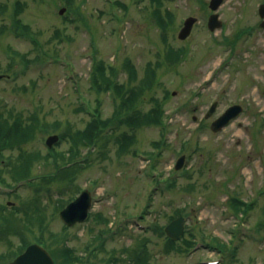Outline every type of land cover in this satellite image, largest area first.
Listing matches in <instances>:
<instances>
[{
    "label": "rangeland",
    "instance_id": "rangeland-1",
    "mask_svg": "<svg viewBox=\"0 0 264 264\" xmlns=\"http://www.w3.org/2000/svg\"><path fill=\"white\" fill-rule=\"evenodd\" d=\"M112 1L0 0V113L35 122L36 135L22 148L40 153L31 162L34 185L20 183L10 194L0 190V213L4 206L31 241L41 235L49 249L71 248L77 258L64 264H264V27L258 14L264 0H223L216 9L221 26L214 30L207 27L209 0H161L164 28L153 17L151 0ZM187 16L196 22L182 40L177 34ZM169 47L182 50L179 60L165 58ZM94 58L111 65L126 88L140 84L150 63L154 80L129 112L144 114L158 101L162 123L131 127L115 119V128L93 148L79 145L75 157L86 161L74 167L71 179L63 170L44 180L55 161L46 159L47 136L83 128L94 108L104 118L115 113L113 91L92 88ZM126 61L136 69L134 78ZM232 105L242 111L211 130ZM126 135L133 138L121 150L116 138ZM69 144L65 137L52 146L67 156H57L59 165L68 161ZM20 152L5 150L3 162ZM3 176L14 182L9 173ZM78 188L92 195L89 215L66 227L59 211ZM232 199L250 206L235 211ZM178 216L184 218L183 238L198 242L187 252L166 248L164 227ZM4 228L0 218V239ZM100 229L112 232L99 237ZM14 236L11 245L0 240V254L17 248ZM215 241L226 243L221 246L230 255ZM138 251L142 257L132 261ZM11 256H0V264Z\"/></svg>",
    "mask_w": 264,
    "mask_h": 264
},
{
    "label": "trees",
    "instance_id": "trees-1",
    "mask_svg": "<svg viewBox=\"0 0 264 264\" xmlns=\"http://www.w3.org/2000/svg\"><path fill=\"white\" fill-rule=\"evenodd\" d=\"M71 0H67L68 4H70ZM153 3L156 4V8L153 10L152 14L156 22L164 28L165 26V20H164V14L161 13L160 6L162 5L161 0H151ZM117 4L123 6V4L119 1H117ZM21 9L20 3H18V6H16L15 10L16 12ZM16 14V13H15ZM165 14L169 17L171 16V12L168 9H165ZM14 25L18 27H22L23 24L20 22L19 19H14ZM24 28H27L24 25ZM227 39V38H225ZM231 43V42H229ZM185 52V51H184ZM181 49L172 48L169 47L167 50V53L165 55L166 59H173L179 60L181 58ZM92 65V70L90 73V81L92 83V88H94L97 92H101L102 90H111L118 98L117 107L115 109V113L112 117H102L100 111L98 108H94V114L89 118L87 124L83 128L78 129H72L68 127L63 134H60V140L67 139L69 140L70 144L68 147L69 157L68 161L64 162L63 164L59 165L60 162L58 161L56 163L57 156H62L66 158L67 156L63 154L62 151H55L52 150L47 153L48 156H46V159L49 156L53 157V161L51 160L52 164L54 165V170L50 171L46 176L42 177L44 180H54L56 176L62 172L63 170L67 171V177L71 179V177L77 172V170L74 168L77 165L74 162L75 155H77L79 150V145H86L91 146L93 144H96L97 140L100 139V137H104L106 135H109L110 130L115 128L111 123H124L126 125H129L131 127L133 126H141V125H152V124H161L162 123V107H160L159 102L156 101V105L149 110H147L144 114H138L136 111L130 113L129 109H131L134 105V102L139 97L140 93L142 92L143 88L146 86H150L154 80L155 77V71L151 67L150 63L147 64L146 67V77L140 81V84L136 87H128L123 83H119L115 79V69L108 65V68H106V65L103 61L97 60L94 58ZM125 68L128 70L129 78H134L136 76V69L135 67L129 62H125ZM108 69V71H107ZM116 120L115 122H112L113 120ZM110 126V127H109ZM36 125L35 122L27 121L24 119L21 114L17 116H5L3 113H0V183L3 185L11 186L12 184L19 182L21 180H26L31 177L29 173L31 172V162L32 160H37L40 156V153L38 151H32V152H24L22 146L26 144L28 141L34 139L36 135ZM133 136H122V138H116L119 140V146L122 149H125L127 145L132 141ZM13 150L17 149L20 152L16 158L8 157L7 162H3L4 158V151L5 150ZM63 158V159H64ZM49 160V158L47 159ZM58 166H60L58 168ZM3 167L6 169L4 170ZM3 172L9 173L10 176L14 179V182L8 183L6 178L3 176ZM30 186L34 185L33 180L30 181ZM230 206L235 211H241L243 212V209L248 208L249 206L246 205L245 202L239 200V199H232L230 201ZM14 211H11L10 213L13 214L16 211L19 210L18 207L13 208ZM5 207H2V212L0 214V218L2 219V225L5 227L1 230V234L3 236V241L7 243V245H11V241L8 239V234H15L19 238V242L17 243V248H14L11 250L8 254H2V257L11 256L14 255L17 252H20L25 245L29 243V239L26 236L25 232L22 230L24 227L20 226L13 217L10 216V214H6ZM5 213V214H4ZM26 213V211L24 212ZM100 216L97 214V217ZM37 219V217H36ZM39 223L43 225L44 221L42 222L41 219H38ZM28 222L30 225H32V222ZM257 226L260 227L261 223H257ZM30 232H32L31 228H29ZM35 241L43 242L45 245L49 246V243H47L45 240H43L41 235H35L33 237ZM167 246L166 248L170 249H178L179 251L186 250L188 247H190L194 240L193 239H187L183 238L181 241H174L170 238H166ZM220 245H226L225 243L221 242L218 243ZM144 243L142 244V246ZM184 250V251H185ZM51 253L56 259V264H64L67 262L74 261L77 257L72 255L71 248L64 246L63 248L58 249H50ZM134 252V251H133ZM141 251H138L137 253L131 255L132 260L139 261V259L142 257ZM141 262V261H140Z\"/></svg>",
    "mask_w": 264,
    "mask_h": 264
},
{
    "label": "water",
    "instance_id": "water-1",
    "mask_svg": "<svg viewBox=\"0 0 264 264\" xmlns=\"http://www.w3.org/2000/svg\"><path fill=\"white\" fill-rule=\"evenodd\" d=\"M222 0H210L209 6L211 9L216 10L220 5ZM64 8L59 10V13H63ZM258 12L260 17H264V4H260L258 7ZM196 21L195 17L188 16L185 18L182 28L178 33L180 39H184L190 33L193 23ZM264 25V21L262 22ZM221 26V21L218 18L217 13H212L208 19V27L214 30ZM213 103L207 112V116L213 112L215 108ZM241 110L239 105L230 106L222 115L215 119L210 128L213 131L220 130L222 126L228 123L230 118L237 115ZM57 140V135H51L47 139V144H51ZM184 156L179 157L176 161L175 168H180L183 164ZM91 196L89 191L84 190L77 196L73 201L69 202L60 212V218L67 225H72L77 221H82L85 219L88 213V208L90 206ZM166 233L173 239H177L183 231V217H178L173 219L166 227ZM8 264H53V259L51 255L38 244L29 245L23 253L18 255L13 261Z\"/></svg>",
    "mask_w": 264,
    "mask_h": 264
}]
</instances>
